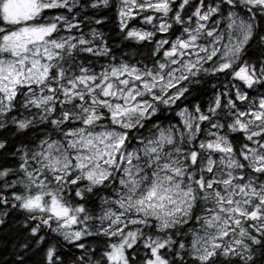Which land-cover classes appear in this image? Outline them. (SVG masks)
Instances as JSON below:
<instances>
[{
  "label": "snow or ice",
  "instance_id": "6c2138e0",
  "mask_svg": "<svg viewBox=\"0 0 264 264\" xmlns=\"http://www.w3.org/2000/svg\"><path fill=\"white\" fill-rule=\"evenodd\" d=\"M0 264H264V0H0Z\"/></svg>",
  "mask_w": 264,
  "mask_h": 264
}]
</instances>
